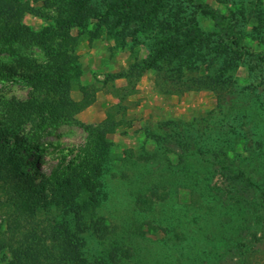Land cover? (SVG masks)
<instances>
[{
	"label": "rangeland",
	"instance_id": "rangeland-1",
	"mask_svg": "<svg viewBox=\"0 0 264 264\" xmlns=\"http://www.w3.org/2000/svg\"><path fill=\"white\" fill-rule=\"evenodd\" d=\"M80 2L90 24L57 25ZM8 3L0 31L18 17L71 57L81 76L65 95L91 91L75 119L104 140L44 114L13 119L16 103L58 98L23 80L48 73L35 38L0 40L1 139L24 143L36 182L66 183L59 202L21 207L26 221L0 240V264H264V0ZM160 47L167 57L147 69ZM8 211L0 192L2 233Z\"/></svg>",
	"mask_w": 264,
	"mask_h": 264
},
{
	"label": "trees",
	"instance_id": "trees-1",
	"mask_svg": "<svg viewBox=\"0 0 264 264\" xmlns=\"http://www.w3.org/2000/svg\"><path fill=\"white\" fill-rule=\"evenodd\" d=\"M7 1L9 2L8 4L15 2V0H0V6L4 5ZM77 6L78 11L75 15L66 17L61 21L58 20L57 25L64 24L68 27H85L90 24L89 20L93 16L92 9L86 7L84 2L78 3ZM208 13L214 22V27L226 36L228 28L222 27L223 19L220 16H216L211 9L208 10ZM28 34L35 38V41L40 44L46 54L48 73L25 75L23 76V80L33 91L43 88L48 89L57 95L58 99L56 101L30 99L25 103H16L13 107L14 109L11 111V117L19 119L20 116L22 117L26 114H44L55 127L61 124H73L82 127L89 134H93L104 140L103 134L99 131L91 126L82 125L75 119V115L78 112L93 102L94 95L91 91H88L86 87H80L82 97L79 101H73L65 95V91L81 76L79 66L70 64V56L54 52L45 46L38 35L31 33L25 25L21 24L18 17L3 19L0 40L10 42L19 40ZM166 53L163 47L155 48L145 61L146 68L155 67L158 61L161 62L167 57ZM1 138L0 132V192L6 198V208L9 210L8 218L13 223L11 226L9 224L7 232L2 233L0 231V236H2L0 237L1 243H6L8 238L14 235L19 225L26 221L21 207L25 205L31 210H37L42 207L46 208L45 206L50 201L59 202L66 192V186H64L66 183L60 177H54L55 179L52 184L50 182H36L31 174L22 167L19 150L20 146L24 143L15 141L9 144L7 139ZM25 147L27 148L26 145ZM64 180H68L66 175ZM48 195H50L49 200H47ZM13 264H33V261L25 257H17Z\"/></svg>",
	"mask_w": 264,
	"mask_h": 264
}]
</instances>
